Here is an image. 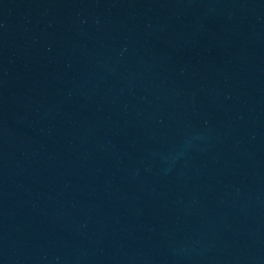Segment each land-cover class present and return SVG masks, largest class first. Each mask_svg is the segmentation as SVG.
<instances>
[{"label":"water","instance_id":"95a60500","mask_svg":"<svg viewBox=\"0 0 264 264\" xmlns=\"http://www.w3.org/2000/svg\"><path fill=\"white\" fill-rule=\"evenodd\" d=\"M0 264H264V0H0Z\"/></svg>","mask_w":264,"mask_h":264}]
</instances>
